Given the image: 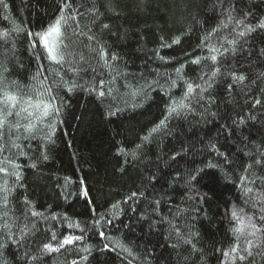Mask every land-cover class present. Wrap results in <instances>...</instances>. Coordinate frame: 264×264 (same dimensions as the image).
Segmentation results:
<instances>
[{
	"label": "trees",
	"instance_id": "obj_1",
	"mask_svg": "<svg viewBox=\"0 0 264 264\" xmlns=\"http://www.w3.org/2000/svg\"><path fill=\"white\" fill-rule=\"evenodd\" d=\"M65 3L70 54L57 64L28 33L46 30ZM241 20L254 29L243 37V26L236 25ZM261 21L264 0H2L0 33L9 35L0 36V74L10 91L33 100L43 91L40 81L50 85L60 111L38 124L34 138L16 141L25 155L11 147L16 133L4 141L9 150L0 159L8 156L20 165V179L0 174V188L7 180L10 189L0 190V262L233 264L223 255L237 243L232 209L259 226L264 208L255 192L243 191L264 192ZM209 33L212 45L228 49L221 48L215 65L206 59L209 50L199 47ZM232 40L234 45L227 43ZM101 45L111 71L100 58ZM196 57L199 64L191 62ZM214 67L220 69L215 77L200 79ZM233 72L245 81H234ZM100 80L104 97L98 95ZM187 83L200 88L184 99ZM172 101L191 110L169 115ZM165 117V125L152 132ZM249 231L239 234V254L253 240V256L235 264H264V243L255 246L264 233L254 238ZM53 233L83 240L43 253V243L56 245Z\"/></svg>",
	"mask_w": 264,
	"mask_h": 264
},
{
	"label": "snow or ice",
	"instance_id": "obj_2",
	"mask_svg": "<svg viewBox=\"0 0 264 264\" xmlns=\"http://www.w3.org/2000/svg\"><path fill=\"white\" fill-rule=\"evenodd\" d=\"M2 2V0H0ZM70 5L65 3L61 6L60 9V15L57 17V19L50 24L46 30L36 33L29 32L28 34L30 36H35L39 39L40 42H42L43 47L46 49L48 59L51 61L56 62L57 64H63L66 62V56L70 53H67L65 50L68 48V45L64 43V32L63 27L66 25L67 20L64 16V9L68 8ZM75 19V17H72ZM7 19V17H5ZM229 21H231L232 17L229 15L228 17ZM223 24V22H222ZM237 27L243 26V30L238 33L239 36L243 37L246 33L252 32L254 29L251 25H244V22L236 21ZM104 27H107V25H104ZM259 28H264V21H261L260 24L257 25ZM16 31H19V28L15 29ZM213 32L217 31L216 29L212 30ZM81 35H85L84 33H80ZM212 33H209L207 36L202 38L201 45L199 47L207 48L209 52L211 53L210 56L206 57V59H210L213 64L217 62V56L218 54H222L221 48H223V52H227L228 49L224 48L223 45L220 46V48L216 47L215 45H212L209 41V37ZM9 35L8 31L5 30L3 33H0V36L7 37ZM89 40H94L95 37L89 36L87 37ZM179 43V37L175 38L173 40V44ZM228 44L234 45L236 42L234 40L227 41ZM36 46V41L34 40L32 42V47ZM167 47H171L170 45H164ZM82 58V57H81ZM100 58L104 61V66L109 68V70H112V66L109 64V52L108 50L101 45L100 46ZM117 59V56L115 53L111 54V60L115 61ZM163 59V58H161ZM194 64H199L201 62V57H196L194 60L191 61ZM184 65H181L180 68H177L175 71L177 75L179 76ZM7 71V69H5ZM72 71H76V69H72ZM220 72V69L218 67H214L211 74L204 73L200 79L203 80L205 76L208 77V80H211L213 77H215ZM231 78L236 82H243L245 81L246 77L243 74L237 75L235 72L231 73ZM35 79V77H34ZM47 79V78H45ZM115 77H113V80ZM15 83V82H13ZM41 85L43 86V91L37 93V99L33 100L32 96H26L22 97L16 92L9 90V85L5 83V78L2 74H0V154L6 152L9 150V145L5 143L6 137L12 136L14 133L15 138L12 140L11 147L16 148L18 150H21L23 145L17 143L16 141L21 139V136H23L24 140H29L34 138L35 134L38 131V124H42L44 122L45 118H48L50 116H55L59 113L60 108L55 103L56 97L52 94V89L50 85H43V81H40ZM175 81L172 82L173 86H175ZM100 87L102 90L98 92V95L100 97L105 96V91L103 90L105 86V81L100 80L99 81ZM211 87V84L208 85ZM229 90L232 88V85H229ZM200 88V85H196L195 87L191 83H187V91L184 95V99H187L191 94H193L197 89ZM68 91H72L71 87H68ZM91 90L95 91V87H93ZM206 89H201V94ZM108 94H111L112 88L107 89ZM47 95L48 99H40V97ZM261 101L259 99L255 100V105H260ZM189 109L190 105L183 103V101L177 103L176 101H172V105L168 106L167 110L169 115L172 113H176L179 109ZM114 114V113H110ZM9 118H13L16 120L15 123H11ZM168 117H165L164 120H161L160 123L152 129V132L158 131V129L165 125V121ZM23 121V122H22ZM241 122H243V118H241ZM52 131H54V125H47ZM22 130V131H21ZM45 139H51V136H46ZM143 139L147 140L148 137H144ZM119 151H124L123 149H120ZM20 155H25V153L21 150L19 151ZM179 155V153H177ZM47 157L45 156V159ZM257 164L260 163V161L256 162ZM35 167V165H33ZM252 165H248L245 171H247L248 168H251ZM20 168V165L16 164L12 159H9L8 156H3L2 159H0V174H3L5 177L7 176H14L16 180L18 181L20 179V172L18 169ZM11 169V171H10ZM151 179H155V177H152ZM195 179V177H193ZM247 180V177L241 178L242 185ZM81 183H83L81 181ZM249 183H254V181H249ZM0 190L4 192H9L10 189L7 187V180L4 181V185ZM243 191L245 194H250L255 192V199L258 202L264 203V192L260 191L259 189H253L252 187H244ZM83 195L85 197L88 196L87 190L85 189L83 191ZM136 193H132V196H136ZM202 199V197H201ZM5 203H7V198L5 197ZM119 203V202H118ZM158 203V202H157ZM117 207V205H113V208ZM94 211V209H93ZM242 211V210H241ZM261 215L257 217L260 221V225L258 226L255 222L253 217H244L238 212L235 208L231 211V216L233 220L236 221V227L232 229V232L234 235H236L237 243L229 250L223 252V255L227 258H230L233 261V264L237 260L239 261H249V257L253 256V240H248L246 243V247L243 249V252L245 254H239L240 247H239V234H243L245 229H250L248 232V235L254 238H257L258 233H264V208H261ZM33 215H40L39 213H33ZM111 223V221H108ZM68 227H72L70 224ZM76 227H79V224L76 225ZM176 234L178 237H180V229L177 227L175 229ZM101 236H103V232L100 233ZM23 239V237H21ZM52 240L56 241V245L54 246L51 242L43 243L42 245V252L43 253H51V252H59L60 249L65 248V246L73 245L75 242L83 240V236H74V235H64L62 239H57L55 233L52 234L51 237ZM185 243H191L190 240H185ZM19 243V241H17ZM262 242H257L255 246L259 248L261 246ZM4 245H0V247H3ZM107 247V245H105ZM194 247V246H193ZM87 251V249H84ZM125 251H129L128 249H125ZM33 259H36V257H33ZM0 264H4V262H0ZM72 264H77L75 260L72 261ZM250 264V262H249Z\"/></svg>",
	"mask_w": 264,
	"mask_h": 264
}]
</instances>
